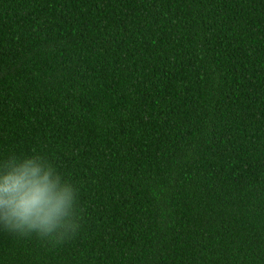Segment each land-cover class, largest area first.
Here are the masks:
<instances>
[{
	"label": "trees",
	"instance_id": "trees-1",
	"mask_svg": "<svg viewBox=\"0 0 264 264\" xmlns=\"http://www.w3.org/2000/svg\"><path fill=\"white\" fill-rule=\"evenodd\" d=\"M78 195L0 264H264V0H0V157Z\"/></svg>",
	"mask_w": 264,
	"mask_h": 264
},
{
	"label": "clouds",
	"instance_id": "clouds-1",
	"mask_svg": "<svg viewBox=\"0 0 264 264\" xmlns=\"http://www.w3.org/2000/svg\"><path fill=\"white\" fill-rule=\"evenodd\" d=\"M75 186L39 153L0 157V227L54 240L79 227Z\"/></svg>",
	"mask_w": 264,
	"mask_h": 264
}]
</instances>
